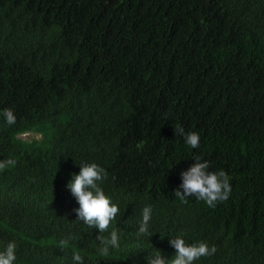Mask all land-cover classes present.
<instances>
[{"label": "trees", "instance_id": "trees-1", "mask_svg": "<svg viewBox=\"0 0 264 264\" xmlns=\"http://www.w3.org/2000/svg\"><path fill=\"white\" fill-rule=\"evenodd\" d=\"M27 131L41 138L17 136ZM197 158L228 175L231 193L178 213L187 238L217 248L194 264H264V0H0V246L14 242L20 258L59 218L78 231L68 262L87 230L58 207L59 174L94 162L131 216L103 264L166 255L138 235L142 210L148 229L178 212L174 178L179 190Z\"/></svg>", "mask_w": 264, "mask_h": 264}, {"label": "clouds", "instance_id": "clouds-1", "mask_svg": "<svg viewBox=\"0 0 264 264\" xmlns=\"http://www.w3.org/2000/svg\"><path fill=\"white\" fill-rule=\"evenodd\" d=\"M3 117L8 125L16 122V116L11 109L3 110ZM31 133L32 137H24ZM175 133L184 138L187 145L198 148L200 136L197 132H185L183 127L175 129ZM22 138H41L40 133L22 132L17 134ZM64 155L54 161L58 168H65L70 155L67 145H61ZM56 154V151H54ZM187 171L181 172L182 183L178 190V179L174 178L173 194L179 202L178 212L170 213L155 228L148 229L152 208L145 206L142 210V220L138 235H143V242L156 241L160 249L167 251L166 255L159 250L144 261H132L129 264H194L201 257L216 253L215 245L209 246L205 239L187 238L185 227L178 213L193 211L195 203L204 201L208 207L214 208L218 202L226 201L231 193L228 175L223 171H208L209 163L201 162L199 158ZM148 162H140L138 167L144 169ZM0 164V167H3ZM137 167V168H138ZM106 169L96 163L80 162L70 170L60 172L63 177L57 189L62 191L58 207L67 215L83 224L87 230V239L92 245H85L84 237L80 240V248L68 255L69 260H62V254L74 241L76 227L69 221L52 218L37 227L36 247L34 251L16 258L14 242L0 246V264H103L109 247L119 246V235L116 227H124L131 216L129 211L120 212L118 203L101 188L99 182L107 179ZM130 244V243H129Z\"/></svg>", "mask_w": 264, "mask_h": 264}, {"label": "rangeland", "instance_id": "rangeland-1", "mask_svg": "<svg viewBox=\"0 0 264 264\" xmlns=\"http://www.w3.org/2000/svg\"><path fill=\"white\" fill-rule=\"evenodd\" d=\"M33 135L31 133L26 134L24 137H32Z\"/></svg>", "mask_w": 264, "mask_h": 264}]
</instances>
